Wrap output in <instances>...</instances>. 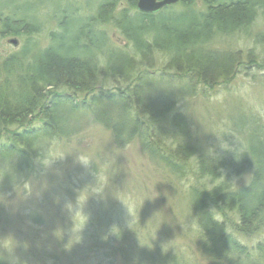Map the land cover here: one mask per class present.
I'll use <instances>...</instances> for the list:
<instances>
[{"label": "trees", "instance_id": "obj_1", "mask_svg": "<svg viewBox=\"0 0 264 264\" xmlns=\"http://www.w3.org/2000/svg\"><path fill=\"white\" fill-rule=\"evenodd\" d=\"M69 2L71 12L50 15L56 28L41 47L31 37L32 18L0 9V35L25 39L0 60V195L26 183L52 146L98 125L116 149L135 142L154 175L180 184L196 226L194 257L161 252L152 229L119 230L115 250L126 263L264 264V125L245 121L241 166L248 174L235 187L227 176L241 166L206 157L177 107L239 72L264 71V0H178L145 14L136 0H99L89 13L88 5ZM258 16L262 29L254 31ZM105 27L119 33L118 44ZM237 33L254 45L242 56L213 47L216 37ZM221 169H229L223 178ZM257 234L251 246L238 239ZM37 243L27 245L30 255H40Z\"/></svg>", "mask_w": 264, "mask_h": 264}, {"label": "rangeland", "instance_id": "obj_2", "mask_svg": "<svg viewBox=\"0 0 264 264\" xmlns=\"http://www.w3.org/2000/svg\"><path fill=\"white\" fill-rule=\"evenodd\" d=\"M71 1L81 9L88 5L89 13L99 0ZM64 2L44 0L39 5L38 0H0V9L32 18L37 27L31 37L41 47L47 42V31L56 28L52 15L59 19L63 7L71 12L72 2ZM195 5L198 7L200 2L196 1ZM74 23L67 24L70 31L76 27ZM253 26L254 31L262 29L259 16ZM105 28L112 42L118 44L121 37L115 28ZM23 41L22 34L0 35V60L19 50ZM212 44L215 48L239 51L241 56L246 49L254 47L241 33L218 36ZM147 90L154 93L151 88ZM208 93L179 101L177 107L189 117L193 142L206 157L241 166L245 121L252 119L253 123L264 125V71L239 72L228 84ZM111 141L108 130L91 126L78 136L52 146L48 156L34 164L26 183L0 195L2 261L6 264H128L115 250L119 246L116 233L119 230L128 233L133 225L156 231L163 253L197 255L196 226L187 200L178 190L180 184L154 175L135 142L119 150ZM221 146L229 147L230 151L222 150ZM77 153H83L80 158L89 159L90 164L77 162ZM238 168L236 176H227L235 187L248 174L247 169ZM228 170L221 169L220 178ZM29 212H34L38 221L30 222ZM261 236L238 239L251 246ZM31 240L39 242L37 252L34 251L40 255H30L27 245Z\"/></svg>", "mask_w": 264, "mask_h": 264}, {"label": "water", "instance_id": "obj_3", "mask_svg": "<svg viewBox=\"0 0 264 264\" xmlns=\"http://www.w3.org/2000/svg\"><path fill=\"white\" fill-rule=\"evenodd\" d=\"M178 0H136V9L141 13H154L163 7L173 5ZM10 43L15 44L14 40Z\"/></svg>", "mask_w": 264, "mask_h": 264}, {"label": "clouds", "instance_id": "obj_4", "mask_svg": "<svg viewBox=\"0 0 264 264\" xmlns=\"http://www.w3.org/2000/svg\"><path fill=\"white\" fill-rule=\"evenodd\" d=\"M222 150L230 151V148L229 147H222ZM209 151H212V150L210 149ZM82 155H83V153H77V156H76L77 162H79L80 164H83L85 166H88L90 164V160L89 159H82V158H80ZM0 264H4V262L2 260H0Z\"/></svg>", "mask_w": 264, "mask_h": 264}]
</instances>
